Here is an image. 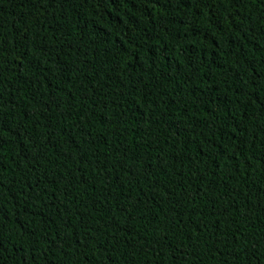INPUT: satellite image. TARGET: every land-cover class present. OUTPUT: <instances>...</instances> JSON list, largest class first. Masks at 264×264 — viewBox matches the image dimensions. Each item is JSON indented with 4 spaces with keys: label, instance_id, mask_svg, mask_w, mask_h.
<instances>
[{
    "label": "trees",
    "instance_id": "trees-1",
    "mask_svg": "<svg viewBox=\"0 0 264 264\" xmlns=\"http://www.w3.org/2000/svg\"><path fill=\"white\" fill-rule=\"evenodd\" d=\"M0 264H264V0H0Z\"/></svg>",
    "mask_w": 264,
    "mask_h": 264
}]
</instances>
